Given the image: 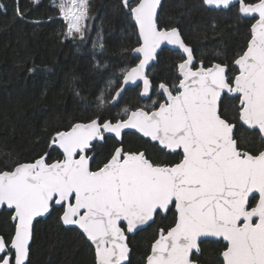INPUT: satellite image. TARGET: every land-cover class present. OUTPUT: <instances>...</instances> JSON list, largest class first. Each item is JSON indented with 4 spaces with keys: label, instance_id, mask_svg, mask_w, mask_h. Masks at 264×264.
Masks as SVG:
<instances>
[{
    "label": "snow or ice",
    "instance_id": "1",
    "mask_svg": "<svg viewBox=\"0 0 264 264\" xmlns=\"http://www.w3.org/2000/svg\"><path fill=\"white\" fill-rule=\"evenodd\" d=\"M205 2L227 7L232 0ZM122 3L139 27L142 43L134 51L143 58L122 70L123 84L111 99L138 79L143 81L141 94L148 95L152 85L145 67L163 42L186 54L178 65L180 78L171 86L159 85L165 99L153 101L149 110L125 108V119L97 117L56 132L52 144L62 149V160L47 163L41 157L0 171V205L13 208L16 221L10 240L0 235V264H26L33 220L53 205L63 208L65 225H78L93 242L96 264L127 261L121 221L133 232L173 206L174 226L160 229L146 264H195L190 255L198 253L199 243L209 237L226 242L222 264H264V150H245L236 135L239 123L258 130L264 141V0L254 4L240 0V12L258 14L259 19L251 26L247 49L234 61L239 67L234 79L218 63L208 68L201 63L193 70V50L178 28H161L157 23L160 0H138L135 6L129 0ZM55 6L67 22V35L75 32L83 39L81 22L88 18V0H59ZM17 15L23 19L19 10ZM107 102L102 91L98 106ZM230 106L235 109L231 118ZM126 129L157 142L161 151L181 150L182 158L157 163L147 150L126 151L120 139ZM106 133L113 134L119 146L93 170L86 153L94 142L104 141Z\"/></svg>",
    "mask_w": 264,
    "mask_h": 264
},
{
    "label": "trees",
    "instance_id": "2",
    "mask_svg": "<svg viewBox=\"0 0 264 264\" xmlns=\"http://www.w3.org/2000/svg\"><path fill=\"white\" fill-rule=\"evenodd\" d=\"M137 2L130 0L129 4ZM88 3L81 39L79 33L67 35V23L53 0H0V171L41 156L48 162L60 158V151L52 146L56 132L97 117L115 121L125 116V108L149 109L153 101L163 98L157 89L159 83L171 86L177 82V64L182 56L164 48L147 74L152 85L149 96L144 98L139 87L127 88L119 101L112 104L122 70L138 60L133 49L139 38L122 0H88ZM239 9V4L217 9L208 7L203 0H164L157 23L161 28H178L198 61L204 66L214 62L225 64L233 77L237 72L233 61L246 49L254 22L253 17L243 15ZM102 91L108 100L103 108L97 103ZM238 102L234 100L233 104ZM227 114L231 118L235 109L230 106ZM236 135L245 150L255 153L264 149L257 130L237 123ZM122 141L125 150H147L149 158L157 163L180 159L179 152L161 151L157 144L133 132H125ZM117 144L110 136L96 143L92 169L105 163ZM61 213V207L53 206L47 217L34 223L26 264H96L91 244L77 228L63 227ZM174 220L171 208L129 235L130 252L125 264H145L160 229L167 230ZM14 230L12 210L3 208L0 235L10 240ZM224 247L222 240H203L193 259L201 264H222Z\"/></svg>",
    "mask_w": 264,
    "mask_h": 264
},
{
    "label": "water",
    "instance_id": "3",
    "mask_svg": "<svg viewBox=\"0 0 264 264\" xmlns=\"http://www.w3.org/2000/svg\"><path fill=\"white\" fill-rule=\"evenodd\" d=\"M163 1L164 0H160V5L158 6V9H157V19H158V15H159V12H160V9H161V5H162V3H163ZM204 1V3H205V5H207L208 7H211V8H225V6H223V5H221V6H215V5H209V4H207L206 2H205V0H203ZM129 2H130V0H129ZM258 1H256V2H254V3H257ZM245 3V2H244ZM254 3H246V4H254ZM136 4V3H135ZM135 4L133 5V6H135ZM233 4H239V8H240V0H232V2L229 4V5H233ZM228 5V6H229ZM130 12V11H129ZM131 14V13H130ZM243 15H245V16H248V17H253L254 18V22L252 23V25L256 22V20H258L259 19V16H258V14H243ZM132 16V15H131ZM132 20H133V22H134V24H135V27H136V30H137V34H138V38H139V44L134 48V49H136V48H138L139 46H140V44L142 43V40H141V38H140V36H139V27H138V25L136 24V22H135V20H134V18L132 17ZM251 25V26H252ZM179 30V29H178ZM181 34V33H180ZM181 38L183 39V37H182V35H181ZM251 39V35H250V38H249V40ZM184 40V39H183ZM248 40V41H249ZM185 42V41H184ZM185 44L186 45H188L186 42H185ZM248 45V44H247ZM189 47H191L190 45H188ZM164 48H168V49H170V50H174V51H178L183 57H184V59H186V54H183L182 53V51L181 50H179L178 48H176L175 46H173V45H169L167 42H163L162 44H161V46H160V48L157 50V55H156V58L154 59V60H152V61H150L149 62V64L145 67V74L147 75V72H148V70H149V68L153 65V64H155L156 63V61H157V56H158V53L162 50V49H164ZM192 48V47H191ZM134 49H133V54L138 58V61L133 65V66H131V67H129L128 69H130V68H132V67H135V65L136 64H138L139 63V60L140 59H142L143 57H142V54L141 53H137V52H135L134 51ZM246 49H247V47H246ZM245 49V50H246ZM244 50V51H245ZM243 54V53H242ZM241 54V55H242ZM194 56V55H193ZM238 58V57H237ZM235 61V60H234ZM195 63V58H194V61H193V64ZM180 64V63H179ZM178 64V65H179ZM213 64H216V63H213ZM212 64V65H213ZM211 65V66H212ZM222 65V64H221ZM201 66V64H199L198 65V67L197 68H199ZM210 66V67H211ZM223 66H225V65H223ZM233 66L238 70V72H237V74L239 73V67L238 66H236L235 64H234V62H233ZM197 68H195V69H193V70H196ZM226 68H227V66H226ZM178 72H179V70H178ZM237 74H235V75H237ZM123 84V77H122V80H121V84H120V86L116 89V91L114 92V94H113V96H115L116 95V92L121 88V85ZM140 87V92L142 93V91H143V81H142V79H138L137 81H135L134 83L133 82H129L128 84H126V85H124V87H123V91L121 92V94L116 98V100H112L111 99V103L112 104H115V103H117L118 101H119V99L123 96V94H124V92L126 91V89L127 88H134V87ZM161 91V90H160ZM142 95V94H141ZM230 95H232V94H230ZM143 96H146V95H143ZM239 104V103H238ZM126 118V117H125ZM124 118V119H125ZM89 121H87V122H77V123H88ZM113 122H115V121H113ZM74 124H76V123H74ZM73 124V125H74ZM245 128H247V126H244ZM71 128V127H70ZM69 128V129H70ZM68 129V130H69ZM248 129V128H247ZM65 131H67V130H65ZM258 131V130H257ZM124 132H133V133H136L137 135H139V136H141V137H144L143 136V134L142 133H139L137 130H135V129H126V130H124ZM123 132V133H124ZM122 133V134H123ZM105 135H107V136H113L114 137V135L113 134H105ZM121 138H122V136H121ZM120 138V139H121ZM144 138H146V139H149L150 140V138H148V137H144ZM152 142V141H151ZM153 143H157V142H153ZM52 146L53 147H55V148H57L61 153H62V149H60L59 148V146L58 145H54V144H52ZM160 147H162V146H160ZM264 150V149H263ZM168 151V150H167ZM178 151V150H177ZM181 151V150H180ZM182 153V152H181ZM63 155V154H62ZM42 157H44V156H42ZM89 157H91V160H92V156L90 155ZM41 158V157H40ZM45 158V157H44ZM64 158V157H63ZM62 158V159H63ZM39 159V158H38ZM62 159H60V160H62ZM91 160H90V163H91ZM57 160H55V161H53V162H56ZM34 162V161H33ZM53 162H51V163H53ZM27 163H32V162H27ZM15 167V166H14ZM13 167V168H14ZM12 170V169H11ZM5 171H10V170H5ZM256 197H257V199H258V194L256 195ZM55 206H57V207H61V206H59V205H55ZM3 208H7V209H13V208H9L7 205H0V211L3 209ZM52 209V208H51ZM51 209H50V211H51ZM50 211L48 212V213H45L44 215H42V216H39V217H36V218H34V220H33V227H34V223L38 220V219H40V218H45L49 213H50ZM63 213V212H62ZM162 214H165V213H163L162 212ZM15 215V212H14V209H13V215H12V218H13V216ZM61 216H62V214H61ZM154 218H155V216H154ZM15 221V220H14ZM154 221V220H153ZM153 221H150L148 224H150V223H152ZM61 223H62V225H63V227H65V228H68V227H74V228H77L83 235H84V237L86 238V240L91 244V246L93 247V249H94V253H95V245L93 244V242L92 241H90L87 237H86V235L83 233V230L82 229H80L79 228V226L78 225H65L64 223H63V221L61 220ZM121 224H124L125 225V228H123L122 226H121ZM147 224V225H148ZM15 225H16V221H15ZM147 225H145V226H140L137 230H134L133 232H128L127 231V222L126 221H121L120 222V227L122 228V229H124V231H125V236H126V243H127V246H128V249H129V252H130V247H129V245H128V242H127V238H128V236L129 235H133V234H135L138 230H140V229H143V228H145ZM174 226V225H173ZM33 227H32V233H33ZM160 232V231H159ZM14 233H15V230H14ZM14 235V234H13ZM32 237H33V235H32ZM159 238V233H158V236H157V238L156 239H158ZM155 239V240H156ZM155 240L153 241V243L155 242ZM203 240H222V238H215V237H209V238H204ZM202 240V241H203ZM225 242V241H224ZM31 243H32V240L30 241V245H31ZM152 243V244H153ZM226 243V242H225ZM152 244H151V246H152ZM129 252H128V258H129ZM193 252H196L195 250L193 251ZM151 254V248H150V252H149V254L148 255H150ZM147 255V256H148ZM192 255V254H191ZM191 255H190V259H191ZM222 257V256H221ZM95 260H96V255H95ZM146 261H147V257H146V259H145V264H146ZM128 262V259H127V261H125L124 262V264L125 263H127ZM27 263V262H26ZM195 264H199V263H197V262H195Z\"/></svg>",
    "mask_w": 264,
    "mask_h": 264
},
{
    "label": "flooded vegetation",
    "instance_id": "4",
    "mask_svg": "<svg viewBox=\"0 0 264 264\" xmlns=\"http://www.w3.org/2000/svg\"><path fill=\"white\" fill-rule=\"evenodd\" d=\"M181 55V54H180ZM193 55H194V53H193ZM182 56V55H181ZM194 58H195V63L193 64V69H195V68H197L198 67V65L199 64H201L202 62H200V61H198L197 59H196V57H195V55H194ZM183 59H184V57L182 56V59H181V61H179L178 62V64L179 63H181L182 61H183ZM138 61V60H137ZM234 62V61H233ZM214 63H218V62H214ZM178 64H177V74H178V78H180L179 77V72H178ZM213 64V63H212ZM211 64V65H212ZM218 64H221V63H218ZM202 65H203V63H202ZM210 65V66H211ZM222 65H225V64H222ZM210 66H204L203 65V67L204 68H208V67H210ZM225 66H227V65H225ZM151 68V67H150ZM149 68V69H150ZM149 71V70H148ZM237 72H238V70H237ZM237 72L235 73V74H237ZM147 74H148V72H147ZM227 75H229L228 74V66H227V73H226ZM235 74L233 75V79H234V76H235ZM148 76V75H147ZM122 80V79H121ZM150 80V79H149ZM177 82H178V80H177ZM161 83H163V82H161ZM161 83H159L158 84V92H160L161 93V91H160V89H159V85L161 84ZM121 84V83H120ZM165 84V83H164ZM120 86V85H119ZM139 87V86H138ZM140 88V87H139ZM151 89H152V87H151ZM151 89H150V92H151ZM150 92L148 93V95H146V96H143L144 98L145 97H148L149 96V94H150ZM141 93V92H140ZM162 94V93H161ZM113 97V96H112ZM165 99V97L163 96V98H162V100L160 101V102H163V100ZM239 103V102H238ZM158 106V105H157ZM146 109V108H145ZM132 110H135V109H132ZM146 110H149V109H146ZM126 116H124L123 118H119V119H124ZM125 133V132H124ZM123 133V134H124ZM123 134H122V137H123ZM107 135H105V137H106ZM110 137H113V136H110ZM114 139H115V141L117 142V139L115 138V137H113ZM144 138V137H143ZM122 139V138H121ZM146 139V138H145ZM147 140H149V139H147ZM150 141V140H149ZM101 142H103V141H100V142H94V145L96 144V143H101ZM151 142V141H150ZM151 143H153V142H151ZM154 144H157V146L159 147V148H161L159 145H158V143H154ZM117 146H119V144H117ZM127 151V150H126ZM140 151H143V150H140ZM165 152H168V153H172L173 154V152H170V151H167V150H164ZM180 153L181 155H180V158H182V153H181V151L180 150H178V151H176L175 153ZM60 154H61V157L60 158H58V159H55V160H60V159H62L63 158V155H62V153L60 152ZM93 154H94V151L93 150H91V151H88L87 153H86V155H88V156H92V158H93ZM42 157V156H41ZM45 157V156H44ZM38 159V158H37ZM45 160H46V157H45ZM55 160H52V161H50V162H48L47 160H46V162L47 163H51V162H53V161H55ZM35 161V160H34ZM179 161V159L176 161V162H178ZM33 162V161H32ZM91 162H92V160H91ZM107 162V161H106ZM176 162H174V163H176ZM27 163V162H26ZM90 165H91V163H90ZM103 165V164H102ZM101 165V166H102ZM13 169V168H12ZM93 170H96V169H93ZM257 198V197H256ZM53 206H55V205H53ZM57 207V206H56ZM53 208V207H52ZM62 208V207H61ZM173 208V210H174V212H175V209H174V206L172 207ZM5 209H7V208H5ZM8 210H12V215H13V209H8ZM52 210V209H51ZM51 212V211H50ZM62 212H63V208H62ZM62 214V213H61ZM162 216H164L165 214H162V212L160 213ZM47 217V216H46ZM61 217V216H60ZM40 219H43V218H40ZM15 222V221H14ZM174 225V224H173ZM172 225V226H173ZM121 226L123 227V228H125V225L124 224H121ZM171 226V227H172ZM223 241V240H222ZM127 242H128V238H127ZM224 242V241H223ZM201 243V242H200ZM200 243H199V247H200ZM225 243V242H224ZM226 244V243H225ZM224 250V249H223ZM222 250V251H223ZM197 252H193L192 253V255H191V260H193L194 262H197V263H199V264H201L199 261H197V260H195V259H193V254H196ZM222 253V252H221ZM222 258V257H221Z\"/></svg>",
    "mask_w": 264,
    "mask_h": 264
},
{
    "label": "rangeland",
    "instance_id": "5",
    "mask_svg": "<svg viewBox=\"0 0 264 264\" xmlns=\"http://www.w3.org/2000/svg\"><path fill=\"white\" fill-rule=\"evenodd\" d=\"M53 3L56 5V4L59 3V0H53ZM84 21H85V20H84ZM84 21L81 22L82 27H84ZM66 23H67V22H66ZM67 31H68V29H67ZM74 34H75V32H74Z\"/></svg>",
    "mask_w": 264,
    "mask_h": 264
}]
</instances>
